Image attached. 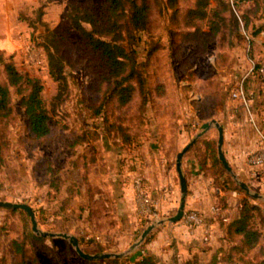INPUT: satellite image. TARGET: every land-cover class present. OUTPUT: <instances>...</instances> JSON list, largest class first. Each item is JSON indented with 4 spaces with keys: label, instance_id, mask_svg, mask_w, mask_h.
<instances>
[{
    "label": "rangeland",
    "instance_id": "rangeland-1",
    "mask_svg": "<svg viewBox=\"0 0 264 264\" xmlns=\"http://www.w3.org/2000/svg\"><path fill=\"white\" fill-rule=\"evenodd\" d=\"M229 1L238 24L226 11L227 23L222 24L207 51L201 53L196 43L183 38V33L194 27L182 24V15L195 0H177L173 6L169 0H150L148 26L142 30L126 29L121 40L135 48L137 69L146 88L129 105L122 106L114 99L107 100L109 83L99 82L94 62L86 63V54L78 47L80 34L68 17L72 2L99 9L104 0H0V39L10 38L13 46L3 47V39L0 50L6 57L12 55L19 68L41 78L42 95L52 112L51 133L41 139L30 137L25 107L16 89L11 88V113L0 118V199L30 203L42 230L77 235L88 252H127L121 257L84 259L67 238L34 232L27 212L0 207V264H15L14 238L30 242L26 248L39 258V264H130L135 260L126 256L150 242L148 235L140 246H132L147 226L163 219L171 228L181 221H171L172 215L162 212L150 222L139 204L136 209L142 216L123 218L125 210L119 211L112 199L111 181L117 170L125 169L129 151H138L146 141L154 139L175 154L172 165L179 180L175 168L178 151L201 130L205 121L217 119L221 111L233 106L231 89L249 70L252 60L257 65L264 62V0ZM211 2L210 7L218 4L217 0ZM209 23L204 18L196 25L204 33ZM52 32L66 36L69 48L73 46L65 67L67 89L63 100L55 98L59 83L50 73L46 52L40 44L48 43ZM27 42L35 46L39 64L26 61ZM4 78L0 60V80ZM246 87L262 108L264 76L258 71L249 73ZM123 133H128L130 140L122 145L119 135ZM198 141L193 149L197 158L194 166L200 163L202 168L197 171L213 177L224 192L232 189L234 179L242 196L247 195L259 205L251 224L262 231L261 246L236 248L232 253L224 243L216 248L208 243L194 247L186 242L184 231L175 234L170 229L164 232L167 247L163 253H147L157 264H262L264 175L258 171L252 180V192L261 196L246 193L239 183L242 179L233 176L219 160L218 134L210 139L201 136ZM109 147L120 151L110 155ZM114 160L115 166L109 164ZM132 166L126 163L127 168ZM178 210L179 206L175 211ZM32 232L44 238L36 240ZM158 233L155 231L151 240Z\"/></svg>",
    "mask_w": 264,
    "mask_h": 264
},
{
    "label": "trees",
    "instance_id": "trees-1",
    "mask_svg": "<svg viewBox=\"0 0 264 264\" xmlns=\"http://www.w3.org/2000/svg\"><path fill=\"white\" fill-rule=\"evenodd\" d=\"M169 2L172 6L177 4V0H169ZM217 2V6L210 7L211 0H195L194 5L182 15L184 21L182 24L194 27L193 30L183 33V38L196 43V48L201 53L207 51L209 44L220 32L222 24L227 23V16L224 14L226 11L230 12L234 23L239 22L229 0H217ZM150 9V0H104L99 9L76 2L70 4L68 17L80 34L78 47L86 54V63L94 62L93 69L99 82L109 83L107 100L114 99L122 106L129 105L137 93H143L146 86L143 75L137 69L135 48L121 40L125 37L126 29L128 31L132 27L142 30L148 26ZM204 18H208L210 23L208 31L202 33L200 26L196 24L198 20ZM40 44L46 52L50 73L59 83L55 98L63 100L67 89L65 67L68 64V52L73 51V46L69 48L67 37L56 32L51 33L48 43ZM0 60L5 75L4 80H0V118L3 119L11 113V88L14 87L28 116L29 136L34 139L46 138L52 130V112L42 95L44 86L41 78L19 68L13 56L6 57L1 50ZM259 112L264 115V103ZM119 137L122 145L130 140L128 133L120 134ZM207 142L209 143V140ZM196 146L195 144L193 148ZM219 162L221 164V161ZM231 185V190L238 191L239 185L234 179ZM217 204L221 208L217 219L225 225L224 245L229 253L236 248L252 249L261 246L262 231L251 224L254 212L259 210L258 204L251 202L245 195L241 199L239 215L230 220L224 214L227 207L225 197L221 196ZM8 209L25 211L17 208ZM30 234L36 240L44 238L33 232ZM28 243L30 242L26 239H13L12 245L17 257L15 264H28V261L39 264V258L26 248ZM261 263L264 264V260ZM130 264H157V262L152 255L145 253Z\"/></svg>",
    "mask_w": 264,
    "mask_h": 264
},
{
    "label": "crops",
    "instance_id": "crops-1",
    "mask_svg": "<svg viewBox=\"0 0 264 264\" xmlns=\"http://www.w3.org/2000/svg\"><path fill=\"white\" fill-rule=\"evenodd\" d=\"M3 39L5 40L4 44H2L3 47L7 48L9 47L8 45L12 46L10 38L4 37ZM231 99L233 106H228L217 116V119L224 126L225 139L223 149L234 173L252 188L253 176L260 170L249 163L248 155L252 149L258 146V135L248 122L244 105L232 97ZM217 134L219 135L218 129L212 126L203 136L204 138L210 139L214 138ZM198 143L199 141L197 140L183 157L182 167L187 176L189 188L186 196V209H196L205 214L207 220L211 223V236L206 238V233L202 226L189 228L182 220L174 226H171V228L167 224L161 223L149 233L147 239L150 242L148 241L146 246L142 244L140 246L141 249L137 253L130 254L126 257L134 261L142 254V249L145 250V253L149 252V250H153L157 254L163 253V250L167 247L164 232L170 229L175 234L184 231L183 236L186 237V242L194 247L199 244L208 243L216 248L224 243L225 225L213 214L212 207L217 204L221 196L225 197L227 207L224 214L228 220L233 219L239 215L241 199L245 195L242 196L236 190L224 192L214 183L213 177L205 176L202 170L201 172L197 171L202 168L200 163L198 167L194 166L197 163V158L193 152V146L195 144L198 145ZM161 144V142L154 139L152 141H146L141 148H138V151L137 149L131 150L133 153L129 151L125 159V169L123 172L117 170V175L113 178L114 181H111L114 188V191L111 192L113 194L112 199L115 200L114 203L117 205L119 211L121 209L125 210L123 218L127 220L128 217L134 218L142 216L136 209L138 201L134 179L137 176L142 177L145 190L158 198L157 210L159 213L163 212L165 214L167 213V215H174L176 208L179 206L182 192L180 180L176 179L174 165H172L175 154L172 150L168 152L164 147H161ZM109 148L111 150H109V153H112L110 155H114L115 153L117 155V152L120 151V149L118 150L113 147ZM123 151H126V149H123ZM116 163V160L109 162L113 166ZM126 163L128 165L132 164L133 166L129 169L126 167ZM234 191L236 192L234 193ZM145 217L151 219L149 221L152 222L150 215H145ZM180 222L182 223L179 226ZM155 231H159V233L151 240V235Z\"/></svg>",
    "mask_w": 264,
    "mask_h": 264
},
{
    "label": "built area",
    "instance_id": "built-area-1",
    "mask_svg": "<svg viewBox=\"0 0 264 264\" xmlns=\"http://www.w3.org/2000/svg\"><path fill=\"white\" fill-rule=\"evenodd\" d=\"M36 48L31 42L25 43L24 55L27 62L32 64H39L40 59L36 55ZM258 71L264 76V62L257 65L252 60V65L249 70L240 78L237 79L235 86L231 89L230 96L238 100L246 108L248 122L255 129L258 135V146L249 152L248 160L253 166L259 168L260 172L264 175V115L259 112V107L256 105L253 96L249 95L246 87V78L249 73ZM135 191L137 201L142 213L150 215L155 219L159 218L158 198L147 192L143 186V179L137 176L134 179ZM236 191H234L235 193ZM212 212L215 216L221 213V208L218 204L212 207ZM181 220L189 227L196 228L202 226L206 233V238L211 236V223L207 220L205 214L196 209H185L184 215ZM89 237V234H85ZM99 237V235H97ZM142 254L145 250L142 249Z\"/></svg>",
    "mask_w": 264,
    "mask_h": 264
},
{
    "label": "water",
    "instance_id": "water-1",
    "mask_svg": "<svg viewBox=\"0 0 264 264\" xmlns=\"http://www.w3.org/2000/svg\"><path fill=\"white\" fill-rule=\"evenodd\" d=\"M212 126H215L218 129V133H219V135H218L219 158L222 161V163L224 164V166L233 174V176H236V174L233 171L231 164L229 163V161L225 155L224 149H223L224 139H225L223 124H221V122L216 118H214L210 121H205L202 124L201 130L177 153L176 169H177V172L179 175L182 196H181V201H180V205H179V210L174 215L169 217V220H171V221L180 220L183 217L185 209H186V196L188 194L189 188H188V179H187V176L185 175V173L183 171V167H182L183 166V157H184L185 153L191 148V146L198 140V138L203 136ZM239 183H240L241 187L243 189H245V191L248 194H252L255 197L261 196L259 193L252 192V188L247 182H245L243 180H239ZM0 207L17 208V209L25 210L30 215L31 222H32V229L34 232H36L37 234L45 235V236L52 235V236H62V237L67 238L68 240H70L72 245L75 247L78 254L84 259L96 260V259L110 258L113 256L114 257H121L127 253L126 251H124V252L103 251V252H95V253L88 252L81 246L80 239L77 235L70 234L67 232H49L47 230H42L39 226V222H38L34 207L28 202L1 200L0 199ZM163 222H164V220L160 219V220H157L156 222L151 223L149 226H147V228L144 229L140 239L137 242H135L134 244H132V246H140L143 243V241L146 239V237L149 235V233L158 224H161Z\"/></svg>",
    "mask_w": 264,
    "mask_h": 264
}]
</instances>
